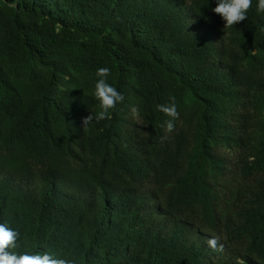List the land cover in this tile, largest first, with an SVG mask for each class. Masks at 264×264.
Masks as SVG:
<instances>
[{"label": "trees", "instance_id": "obj_1", "mask_svg": "<svg viewBox=\"0 0 264 264\" xmlns=\"http://www.w3.org/2000/svg\"><path fill=\"white\" fill-rule=\"evenodd\" d=\"M214 7L0 0V223L19 233L9 251L264 264V14L253 0L227 26ZM101 67L124 99L85 124L101 110ZM173 102L168 131L158 105Z\"/></svg>", "mask_w": 264, "mask_h": 264}, {"label": "clouds", "instance_id": "obj_2", "mask_svg": "<svg viewBox=\"0 0 264 264\" xmlns=\"http://www.w3.org/2000/svg\"><path fill=\"white\" fill-rule=\"evenodd\" d=\"M252 3L253 0H215V7L212 8V11L220 15L225 25L232 26L247 18V13L250 7H252ZM255 11L257 14H264V0H256ZM109 74L110 69L108 67H101L96 71L98 79L95 83L94 96L99 101L101 110L88 116L85 119V124L90 123L94 119L101 120L107 118L109 111L124 99L123 94L116 87L108 83L107 77ZM158 109L173 118L165 122L167 130L171 131L174 127L173 120L179 116L175 103L158 105ZM105 219L107 222L109 221L108 223H104L106 227L111 223V219L109 217ZM109 229L111 230V227ZM18 235L19 233L10 228L6 223H0V264H75L74 260L61 258L50 253L40 254L9 251L8 249L10 248H16ZM214 238L209 240H213Z\"/></svg>", "mask_w": 264, "mask_h": 264}]
</instances>
